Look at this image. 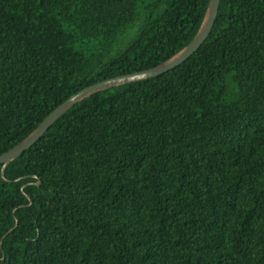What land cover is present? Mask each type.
Returning <instances> with one entry per match:
<instances>
[{
    "label": "trees",
    "instance_id": "1",
    "mask_svg": "<svg viewBox=\"0 0 264 264\" xmlns=\"http://www.w3.org/2000/svg\"><path fill=\"white\" fill-rule=\"evenodd\" d=\"M208 3L0 0V155L175 56ZM0 264H264V0H220L183 64L0 165Z\"/></svg>",
    "mask_w": 264,
    "mask_h": 264
},
{
    "label": "water",
    "instance_id": "2",
    "mask_svg": "<svg viewBox=\"0 0 264 264\" xmlns=\"http://www.w3.org/2000/svg\"><path fill=\"white\" fill-rule=\"evenodd\" d=\"M219 4L220 0H209L203 22L197 34L193 40L175 56L151 69L107 79L95 83L73 94L63 103L57 106L20 144L0 155V165L5 168L9 163L20 157L26 150L31 148L62 115L88 97L112 88L158 77L183 64L196 53V51L204 44L210 35L218 15Z\"/></svg>",
    "mask_w": 264,
    "mask_h": 264
}]
</instances>
